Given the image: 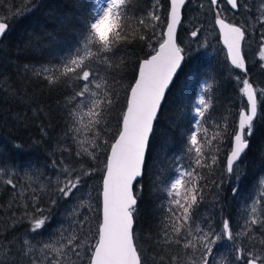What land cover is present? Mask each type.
<instances>
[{"label":"snow or ice","instance_id":"6c2138e0","mask_svg":"<svg viewBox=\"0 0 264 264\" xmlns=\"http://www.w3.org/2000/svg\"><path fill=\"white\" fill-rule=\"evenodd\" d=\"M189 2L167 0L165 6L164 0H153L145 7L142 0H88L68 55L39 70L23 65L26 75L20 88L9 68L19 77L21 66L11 64L10 56H0V92L11 100L32 102L23 86L27 73L49 89L66 86L67 138L62 158L51 161L54 180L41 181L45 173L35 162L0 160V187L10 195L6 206L0 204V264H264V176L251 192L242 188L244 158L257 124L264 121V86L252 79L248 56L255 45L252 66L264 71V0L199 3L212 14L238 103L213 115L216 104L208 94L214 91L215 77L201 82L207 70L185 75L179 99L182 111L191 117L182 133L187 163L172 169V176L163 168L157 173L154 186L164 201L159 225L149 234L147 249L140 242L144 237L137 235L144 187L140 181L148 168L159 114L184 72L193 42L208 47L207 39L199 40L203 24H193L187 42L180 37ZM106 22L112 30L102 38L99 29ZM9 29L10 18H0V40ZM134 43L147 51L134 62V75L125 85L126 50ZM121 92L123 105L113 126ZM161 153L166 159V148ZM98 172L102 175L93 203L92 192L85 199L83 190ZM21 173L28 183L21 182ZM226 184L240 202L239 230L225 214ZM210 195V207L218 210L204 215L201 205ZM42 200L47 208L40 207ZM60 201L74 202L66 213L71 223L44 238L51 208ZM220 245H226L224 252Z\"/></svg>","mask_w":264,"mask_h":264},{"label":"trees","instance_id":"16d2710c","mask_svg":"<svg viewBox=\"0 0 264 264\" xmlns=\"http://www.w3.org/2000/svg\"><path fill=\"white\" fill-rule=\"evenodd\" d=\"M87 2L88 0H42L41 5L37 7L38 0H31L30 6L25 7L29 4V0L20 2L0 0V18H10V30L2 41L0 56H10L11 64L21 66L19 77L16 75L17 70L15 68H9L17 88L22 86L21 77L26 75L23 65L34 68L38 65L56 63L60 57L68 55L73 46L74 37L77 35V24L87 14L88 9L84 7ZM152 3L153 0H142L145 7ZM164 3L166 6L167 0H164ZM21 9L20 14L15 15ZM111 30L112 24L109 22L103 38H106ZM180 37L182 39L181 32ZM254 48L255 45H253ZM207 50H211V47H208ZM126 51L129 67L124 74L123 83L125 85L132 80L134 75V62L142 58L147 49L142 48L139 43H134ZM188 55L184 72L180 75L176 87L169 92L155 125L148 168L140 181L144 187L138 207L136 231L138 236L144 237L140 242L146 249L151 246V240L148 237L149 234L155 233L157 230L162 215L160 205L164 202L162 192L157 191L154 186L157 173L163 168L166 170L165 175L172 176L174 175L172 169L181 163H187L183 152L182 133L191 117L184 114L179 99L185 75L192 72L203 73L207 70L208 76H202L201 82L204 78L215 77L214 91L208 94L213 96L216 104L213 115L219 114L229 105L234 106L235 103H238L234 81L229 78L230 66L225 62V53L220 51L218 54L210 55L200 52L199 48H194ZM27 75L29 80L23 86L27 89L29 96L32 97V102H17L5 97L0 92V160L35 162L45 173L44 176L40 177L41 181H46L49 178L54 180L56 169L51 167V161L61 159V150L67 146L64 143L67 138L64 135L66 121L63 112L66 86L49 89L41 79L32 76L31 73H27ZM250 75L258 85L264 86V71H261L262 77L258 79L253 66H251ZM123 96L124 93L121 92L120 104L113 111V126L115 117L123 105ZM37 107L43 109V112L37 113L35 111ZM233 110H235L234 107ZM17 114L20 118L14 121L12 117H17ZM42 127L44 131H41ZM72 147L75 146L72 145ZM55 148L58 149L54 150ZM162 148H166V159L162 156ZM23 153L26 155L25 159L20 157ZM95 166L100 167L99 163H96ZM243 168L246 178L242 182V188L251 192L257 186V179L264 176V121L259 122L256 126L250 148L244 158ZM101 175L102 173L98 172L88 181L89 187L83 190L86 194L85 199H87L88 192H92L93 203H95V197L99 190ZM216 178H220L219 174ZM247 179L252 180L245 182ZM253 180H255L254 186L248 189ZM21 181L25 184L28 183L25 179H21ZM227 188L228 185L226 184L225 192L222 194L225 197V214L231 216L232 226L238 230L242 223L240 202L232 197ZM9 199V191L0 187V204L6 206ZM72 203L74 202L60 201L57 206L51 208V219L44 231V238H47L50 232L55 231L61 225L69 227L71 217L66 218V213L71 211ZM211 203L212 197L210 195L206 203L201 205V213L206 215L207 211L212 209ZM40 207L47 208L45 200L40 202ZM217 210L215 209V211ZM3 218L0 217V219ZM219 221L220 217L216 216L215 223L219 224ZM0 227L3 225L0 224ZM39 238L37 237V239Z\"/></svg>","mask_w":264,"mask_h":264},{"label":"rangeland","instance_id":"374dc122","mask_svg":"<svg viewBox=\"0 0 264 264\" xmlns=\"http://www.w3.org/2000/svg\"><path fill=\"white\" fill-rule=\"evenodd\" d=\"M12 1H23V0H11V2ZM28 1V0H27ZM41 3H42V0H38V5H37V7H39L40 5H41ZM193 5H194V7L196 8V10L194 11V14H191L188 18H186L185 20H184V27H182V31L183 32H186V28H188V29H191L192 28V26H193V24L194 23H199V24H203L204 25V28H205V31L201 34V40L202 41H204L205 39H207V41H208V47H211V50H207V48L208 47H206V48H203V47H200L196 42H194V47H193V49L194 48H199V50H200V52H202V53H209L210 55H214V54H218L220 51H222L223 53H225L223 50H222V48H223V46H222V44H220V43H217V42H215V33L213 32V30L211 31V32H206V28L208 27V26H212V23H211V20H210V17H208V16H206V20H207V23H206V26H205V24L200 20V18H201V9L198 7V5H199V3L197 2V1H194L193 2ZM206 5H207V3H206ZM13 5L11 4V7H12ZM229 15H231V13H228ZM193 20V21H192ZM108 23L109 22H106L105 24H103L101 27H100V35H101V37L103 38L104 37V35H105V30H106V27H107V25H108ZM192 49V50H193ZM191 50V51H192ZM190 51V52H191ZM253 59H254V56H253V54H250V60H251V62L253 61ZM53 64H55V63H49V64H46V65H43V66H36V67H34L35 69H37V70H39V69H41L42 67H44V66H51V65H53ZM252 64V63H251ZM32 68V67H31ZM253 70H254V73H255V75L257 76V78L258 79H260V77H262L261 76V70L258 68V67H256V66H253ZM13 118V120L14 121H17V117L16 116H13L12 117ZM58 148H55L54 150H57ZM22 159H25L26 158V155H25V153H23L21 156H20ZM20 179H24V177H23V174L21 173V175H20ZM252 179H247L245 182H247V181H251ZM22 182V181H21ZM254 182H255V180H253V182L251 183V185L249 186V188L248 189H251L253 186H254ZM24 183V182H23ZM35 186V185H34ZM83 195L84 196H86V194L83 192ZM214 212H216L215 211V209L214 208H212L211 210H209V211H207V214L206 215H208L209 213H214ZM235 230V229H234ZM239 230V229H238ZM226 245H220V246H218L219 248H221L220 249V251L221 252H224L225 251V247Z\"/></svg>","mask_w":264,"mask_h":264},{"label":"flooded vegetation","instance_id":"af4514ba","mask_svg":"<svg viewBox=\"0 0 264 264\" xmlns=\"http://www.w3.org/2000/svg\"><path fill=\"white\" fill-rule=\"evenodd\" d=\"M194 1H197L198 3H201V2H203L205 4L207 3V0H190L189 4L187 5V7L185 9V12H184L185 19L188 18L191 14H194V11L196 10V8L193 5ZM205 13H207V15ZM201 14L202 15H201L200 20L205 24V26H206V23H207L206 16L210 17L212 26H208L206 28V32H211L213 30V17H212V14L210 12H208L207 7L204 10H201ZM182 27H184V25ZM182 27L180 28V32L182 33V40L187 42V40H188L187 32H188L189 29L186 28V32H183L182 31ZM213 32L216 34L215 35V42L219 43L218 42L219 38H218L217 32L215 30H213ZM200 38H201V36L199 37V40L202 41ZM193 47H194V42L192 44L191 50L193 49ZM254 49L248 50V56H249V61H250L249 67L252 66L251 60H250V54H253ZM256 67L259 68L258 65H256Z\"/></svg>","mask_w":264,"mask_h":264},{"label":"water","instance_id":"95a60500","mask_svg":"<svg viewBox=\"0 0 264 264\" xmlns=\"http://www.w3.org/2000/svg\"><path fill=\"white\" fill-rule=\"evenodd\" d=\"M10 30V29H9ZM9 32V31H8ZM7 35V34H6ZM6 37V36H5ZM4 37V38H5ZM4 38L2 40H0V47H1V44H2V41L4 40ZM160 115V114H159Z\"/></svg>","mask_w":264,"mask_h":264},{"label":"bare ground","instance_id":"6f19581e","mask_svg":"<svg viewBox=\"0 0 264 264\" xmlns=\"http://www.w3.org/2000/svg\"><path fill=\"white\" fill-rule=\"evenodd\" d=\"M1 48V47H0ZM257 78V77H256Z\"/></svg>","mask_w":264,"mask_h":264}]
</instances>
